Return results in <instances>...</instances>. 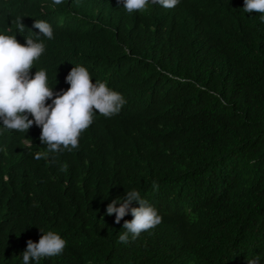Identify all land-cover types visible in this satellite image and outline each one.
I'll return each instance as SVG.
<instances>
[{"label": "trees", "instance_id": "obj_1", "mask_svg": "<svg viewBox=\"0 0 264 264\" xmlns=\"http://www.w3.org/2000/svg\"><path fill=\"white\" fill-rule=\"evenodd\" d=\"M243 3L129 14L117 0H0V33L21 44L39 32L35 19L52 27L31 75L45 70L57 93L82 65L127 101L47 159L34 158L46 150L40 127L0 121V264H23L40 228L66 246L39 264H264V22ZM132 189L161 222L125 244L131 212L116 223L106 207Z\"/></svg>", "mask_w": 264, "mask_h": 264}, {"label": "clouds", "instance_id": "obj_2", "mask_svg": "<svg viewBox=\"0 0 264 264\" xmlns=\"http://www.w3.org/2000/svg\"><path fill=\"white\" fill-rule=\"evenodd\" d=\"M63 0H53L59 5ZM180 0H117V5L131 14L145 12L149 5H160L172 9ZM243 10L247 13H261L264 22V0H244ZM22 18L17 16L12 23L16 31L24 33L25 25ZM33 27L38 29L36 37L25 36L26 43L21 44L15 35L0 33V121L3 129L27 133L33 124L41 128L40 142L46 146L45 151H37L34 158L47 159L49 153L72 151L79 147V138L94 121V116L110 118L117 115L127 103L125 97L118 91L108 87L106 82L95 81L85 66L71 68L66 76L70 85L67 90L54 93L48 86L46 71L41 69L31 75L35 62L45 51V45L40 37L53 39L51 25L44 20H34ZM11 31V29H9ZM51 103H48V101ZM29 116L32 119H29ZM31 139L25 147H32ZM62 171L67 170L63 165ZM153 189L158 184L153 181ZM117 200H121L117 206ZM138 207H132L133 202ZM131 212L132 219L125 220V230L118 237L119 242L128 243L129 234L133 239L142 232L148 231L161 222V217L154 206L142 198L136 189L126 190L124 198H117L106 207V214H115V222L120 221ZM38 242L29 239L26 250L23 251V264H39L42 259L61 254L66 241L56 231H44ZM248 264H251L248 261Z\"/></svg>", "mask_w": 264, "mask_h": 264}, {"label": "bare ground", "instance_id": "obj_3", "mask_svg": "<svg viewBox=\"0 0 264 264\" xmlns=\"http://www.w3.org/2000/svg\"><path fill=\"white\" fill-rule=\"evenodd\" d=\"M220 9V8H219ZM171 48H173V47H171ZM132 105V104H131ZM146 106V105H145ZM133 107V106H132Z\"/></svg>", "mask_w": 264, "mask_h": 264}]
</instances>
